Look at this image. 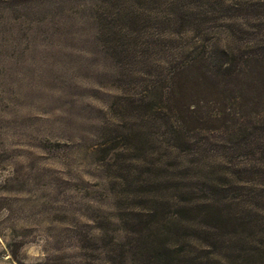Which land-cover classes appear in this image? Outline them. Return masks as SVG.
Wrapping results in <instances>:
<instances>
[{
    "label": "rangeland",
    "instance_id": "obj_1",
    "mask_svg": "<svg viewBox=\"0 0 264 264\" xmlns=\"http://www.w3.org/2000/svg\"><path fill=\"white\" fill-rule=\"evenodd\" d=\"M250 40L264 0H0V264H264V158L171 91Z\"/></svg>",
    "mask_w": 264,
    "mask_h": 264
},
{
    "label": "trees",
    "instance_id": "obj_2",
    "mask_svg": "<svg viewBox=\"0 0 264 264\" xmlns=\"http://www.w3.org/2000/svg\"><path fill=\"white\" fill-rule=\"evenodd\" d=\"M244 42L242 46L227 42L222 47H203L199 56L173 73L171 91L179 100L174 102V113L184 128H190L193 120L206 123L216 118L229 141L248 145V150L264 158V42ZM189 82L210 98L212 113L180 104L187 97Z\"/></svg>",
    "mask_w": 264,
    "mask_h": 264
}]
</instances>
